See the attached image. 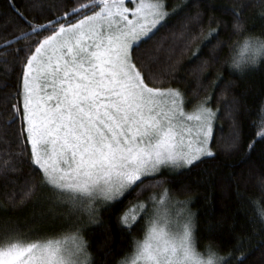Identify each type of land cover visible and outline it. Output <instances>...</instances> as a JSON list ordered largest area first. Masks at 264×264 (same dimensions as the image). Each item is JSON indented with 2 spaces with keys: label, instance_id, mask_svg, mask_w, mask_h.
<instances>
[{
  "label": "snow or ice",
  "instance_id": "obj_1",
  "mask_svg": "<svg viewBox=\"0 0 264 264\" xmlns=\"http://www.w3.org/2000/svg\"><path fill=\"white\" fill-rule=\"evenodd\" d=\"M260 3L264 5V0ZM248 6L247 0L218 6L222 16L232 18L233 32L245 36L244 50L250 55L245 62L233 59L230 65L242 77L264 60V41L248 30ZM186 7L191 5L169 10L166 0H88L46 23H34L18 12L30 32L16 36V42L31 35L37 40L26 49H16L17 54L24 51L25 55L13 95L16 102L9 103L11 114L4 123L10 127L19 121V151L0 159V180L5 188L9 182L15 184L10 177L26 161L39 173V181L25 179L19 191L6 192V198L23 206L33 198L39 202L47 190L49 212L54 219H65L69 230L60 237L28 239L15 229L6 238L0 237V264H97L86 238L88 231L92 226L107 227L101 212L111 211L133 193L136 202L120 213L117 223L131 231L147 217L149 226L144 239L134 241L131 264H245L244 240L237 237L232 250L224 253L215 243L217 226L211 222L205 229L209 241L205 250L197 249L196 214L188 208L194 197L190 184L184 182L201 169L208 177L215 175L222 188L229 186L233 174H225L223 168L230 166L231 154L239 151L238 121L233 119L221 160V152L214 150L221 109L212 107V93L197 100L191 111L186 110L191 103L187 92L165 86V77H174L176 64L159 72L154 71V57L140 59L142 44L169 17L181 13L185 23L178 34L173 33L171 51L199 40L200 47L191 58L196 63L205 45L216 40L213 51L223 46L219 37L228 22L214 15L205 22L204 8L217 7L214 0L198 4L194 13ZM259 16L264 20V7ZM45 32L48 34L40 38ZM12 43L7 40L4 47ZM211 68L212 62L203 60L193 69L194 95L209 86L215 90L221 83L220 73L208 79ZM235 86L234 81L224 83L226 89ZM238 111L239 100L233 96L228 115L234 117ZM261 113V120L253 125L255 138L247 144L248 153L264 142V106ZM209 164L215 174L203 168ZM173 182L180 187H164ZM161 188V192L155 191ZM260 188L264 192V180ZM144 193L149 194L139 199ZM181 195L185 198L180 199ZM236 195L241 202L264 200L246 197L239 185ZM160 205H171L175 211L160 214ZM253 227V235L264 231V208L258 211ZM110 254L105 252V259Z\"/></svg>",
  "mask_w": 264,
  "mask_h": 264
},
{
  "label": "trees",
  "instance_id": "obj_2",
  "mask_svg": "<svg viewBox=\"0 0 264 264\" xmlns=\"http://www.w3.org/2000/svg\"><path fill=\"white\" fill-rule=\"evenodd\" d=\"M179 0H167V6L171 9ZM88 0H0V159L7 158V153L19 151L17 130L19 121L9 126L5 125V120L11 114L9 103H15L13 95L18 84V77L21 70V62L24 59L25 52L17 54L16 49L25 48L28 44H33L37 37L29 36L27 39H21L16 42L15 37L24 32H30L25 25L24 19L18 15L23 13L25 17L34 23H46L49 19H55L64 11H70L72 7H78L79 3H87ZM207 2V0H186L183 5H191L185 10L194 13L198 4ZM242 0H214L217 7L211 10L204 8L205 22L209 16H216L218 20L228 22V26L220 34L219 39L223 41V46L213 51V46L217 43L213 40L210 44L203 47L200 59L192 63V54L200 47V41L194 40L187 48L171 51L173 42V33L178 34L180 27L185 23L183 13L173 15L168 18L164 26H161L154 32L150 39L143 43L140 48V59L154 57V71L166 72L169 64H176L174 77H165L168 84L165 86L178 87L187 92L191 103L186 105V109H191L194 104L207 93L211 92L213 96L212 107L221 109L217 127L215 129L216 147L214 150L221 152L220 159L223 160L225 154L221 151L222 146L228 141L233 119H236L241 128V141L239 151L231 154L228 164L223 168L225 174L232 173L233 178L227 188H222L213 175L208 177L201 170H194L187 176L185 183L190 184V195L194 197L192 203L188 205L191 212L196 214L199 239L197 249L204 251L208 244V233L205 231L209 222L217 226L215 243L219 245L224 253L232 250L236 244V238L244 240L243 250L246 253L245 264H264V231L253 235V222L258 221V211L264 208V200L258 204L250 203L248 199L240 201L236 195L237 185L239 192L244 193L246 197L258 198L264 197L261 191L260 182L264 180V142H258L255 149L248 153L247 144L253 140L256 128L254 123L258 124L262 118L261 108L264 106V60L256 68H252L243 77L241 74L231 68V61L236 57L237 49L244 43L245 36H237L232 29V18L222 16L218 10L219 5L236 4L239 5ZM248 8L245 11L248 30L259 38H264V20L259 16V12L264 7L260 0H247ZM181 4V5H182ZM51 10V11H50ZM215 27V25H212ZM48 33H42L43 35ZM12 40L10 47H4L5 41ZM182 52V54H181ZM213 55L217 59L213 60ZM179 59L180 63L177 64ZM208 60L212 62L210 79H215L216 74L222 76L221 83L213 90L210 86L204 88L196 96L197 90L195 80V69L200 61ZM234 81L236 86L230 89L224 87V83ZM233 96L239 100V111L234 117L228 115V104ZM6 134V135H5ZM19 171L10 177L16 183H7L0 180V237H7L10 232L18 229L20 233L28 239L43 238L44 232L47 234H64L69 230V225L63 218H55L51 222V214L47 211H35L38 202L29 200L23 206H18L15 202L6 198L5 193L13 189L19 191L20 185L25 179L35 177L39 181L38 172L33 171V167L25 161L17 165ZM208 168L214 174L216 170L211 164L203 166ZM178 189V182L171 185H164ZM163 189H156L161 192ZM149 193H144L139 199L143 200ZM48 195L45 190L41 196ZM180 199L185 197L181 195ZM137 200L135 193L126 196L121 203L115 205L111 211L101 212L103 220L107 227L92 226L88 231L86 238L91 244L90 251L94 254L97 264H116L118 260H128L134 252V241H140L146 232L148 218L143 217L131 229L123 230L117 223V217L130 203ZM99 207V205H97ZM64 212L65 209H59L57 212ZM83 219L87 220V214H83ZM50 223L53 225L50 227ZM259 229V223L255 224ZM67 229V231H65ZM45 237V236H44ZM249 237L250 240H249ZM110 255L105 259V252ZM237 256L239 252L235 253Z\"/></svg>",
  "mask_w": 264,
  "mask_h": 264
},
{
  "label": "rangeland",
  "instance_id": "obj_3",
  "mask_svg": "<svg viewBox=\"0 0 264 264\" xmlns=\"http://www.w3.org/2000/svg\"><path fill=\"white\" fill-rule=\"evenodd\" d=\"M184 1H186V0H179L177 3H175L174 4V6H180ZM166 4H167V0H166ZM132 5H129V7H131ZM173 6V7H174ZM168 7V6H167ZM172 7V8H173ZM171 8V9H172ZM168 9H169V7H168ZM171 9H169V10H171ZM250 55V53H248L247 51H245L244 50V43L242 44V45H240L239 47H238V49H237V53H236V57L234 58V59H236V60H239V61H241V62H245L246 60H247V58H248V56ZM193 108V107H192ZM192 108L191 109H189V111H191L192 110ZM186 110H188V109H186ZM49 207H50V205L47 203V201H46V199H45V197H43V196H41V200L38 202V206L36 207V210L35 211H38L39 212V209L40 210H44V211H47V212H49ZM57 210H59V209H56V211ZM158 211H159V213L160 214H164L165 212H169V213H171V212H174L175 211V209H174V207H172L171 205H160L159 206V208H158ZM60 211H58V213H59ZM50 213V212H49ZM51 214V213H50ZM84 214H86V213H84ZM150 214H151V212H150ZM52 215V214H51ZM54 220H56V219H54L53 218V215L51 216V222H54ZM53 225L50 223V227H52ZM148 226H149V223H148V225H147V228H148ZM65 231H67V229H65ZM146 231H147V229H146ZM145 234H146V232H145ZM45 237H53V236H56V237H60L62 234H47L46 232H44V234H43ZM43 236V237H44ZM144 237H145V235H144ZM144 237L140 240V241H142L143 239H144ZM31 239H39V238H31ZM134 253V252H133ZM132 258H133V254L130 256V258L127 260V264H131V260H132Z\"/></svg>",
  "mask_w": 264,
  "mask_h": 264
},
{
  "label": "clouds",
  "instance_id": "obj_4",
  "mask_svg": "<svg viewBox=\"0 0 264 264\" xmlns=\"http://www.w3.org/2000/svg\"><path fill=\"white\" fill-rule=\"evenodd\" d=\"M261 41H264V38H260Z\"/></svg>",
  "mask_w": 264,
  "mask_h": 264
}]
</instances>
